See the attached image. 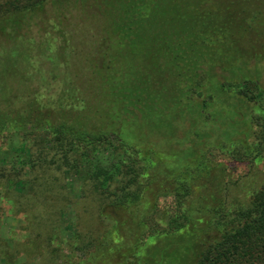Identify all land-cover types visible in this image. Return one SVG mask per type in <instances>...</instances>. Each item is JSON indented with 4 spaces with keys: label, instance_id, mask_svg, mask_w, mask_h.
Masks as SVG:
<instances>
[{
    "label": "trees",
    "instance_id": "16d2710c",
    "mask_svg": "<svg viewBox=\"0 0 264 264\" xmlns=\"http://www.w3.org/2000/svg\"><path fill=\"white\" fill-rule=\"evenodd\" d=\"M261 2H251L255 10L249 13L251 18L258 14ZM230 6L234 0H18L7 4L0 11V49L31 42L39 53L52 47V58L64 63L66 55L77 51L74 46H88L91 58L86 60L82 85L100 109L92 105L86 110L101 112L106 120L96 130L54 120L45 106L29 98L28 85L9 86L14 68L2 56L6 63L0 75L8 78L2 88L7 92L0 97V140L25 132L40 152L57 156V161H83L112 208L138 206L143 196L139 178L147 177L158 153L149 146L132 145L124 125L139 118L161 121L167 111L189 103L191 95L201 97L207 73L219 64L231 73L219 84L220 90L258 111H250L248 118L260 132V141L249 152L243 149L242 157L231 156V161L243 162L250 156L254 160L264 147V89L240 74L239 68V75H234V50L224 36ZM201 106L206 108L203 100ZM109 108L111 116L105 112ZM103 154L111 156L105 164L96 158ZM213 156L208 147L194 166L177 172L169 195L172 204L159 211L162 223L154 221L141 239L164 238L183 245L179 264H264V190L252 192L238 207L222 202L190 213L186 206L192 194L190 181L208 169ZM40 161H45L42 154L33 159V163Z\"/></svg>",
    "mask_w": 264,
    "mask_h": 264
},
{
    "label": "rangeland",
    "instance_id": "374dc122",
    "mask_svg": "<svg viewBox=\"0 0 264 264\" xmlns=\"http://www.w3.org/2000/svg\"><path fill=\"white\" fill-rule=\"evenodd\" d=\"M17 1L0 0V11ZM251 2L234 0L224 36L234 50V75H239V68L264 89V3L251 18ZM74 47L77 51L59 63L52 58V47L39 53L31 42L8 44L0 49V69L6 63L2 56L8 57L14 68L9 86L28 85L29 98L45 106L54 120L96 130L106 116L86 110L100 105L82 85L91 55L88 46ZM6 77L0 75V97L7 92L2 89ZM228 77L231 73L219 64L211 67L201 97L191 95L189 103L167 111L161 121L139 118L124 125L132 145L149 146L158 153L147 177L139 178L143 196L138 206L112 208L83 161H57V156L40 152L25 132L1 138L0 264H179L183 245L164 238L141 239L154 221L162 223L160 212L172 204L169 195L177 172L194 166L206 148L213 149L208 169L190 181L192 194L186 201L190 213L222 202L238 207L252 192L264 190V147L254 160L250 156L243 162L231 161V156L242 157L243 149L249 152L261 137L249 122V112L257 111L252 104L220 90L219 84ZM13 106L18 107L17 100ZM105 112L112 115L110 108ZM39 154L45 161L33 163ZM96 158L105 164L111 156Z\"/></svg>",
    "mask_w": 264,
    "mask_h": 264
}]
</instances>
